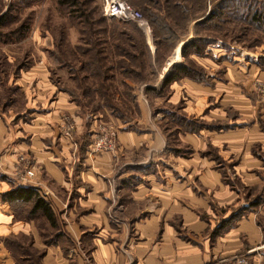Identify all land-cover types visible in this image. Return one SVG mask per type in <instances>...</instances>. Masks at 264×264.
I'll use <instances>...</instances> for the list:
<instances>
[{
	"label": "rangeland",
	"instance_id": "obj_1",
	"mask_svg": "<svg viewBox=\"0 0 264 264\" xmlns=\"http://www.w3.org/2000/svg\"><path fill=\"white\" fill-rule=\"evenodd\" d=\"M80 1L81 11L61 0H0V182L9 187L0 190V213L11 216L8 229L18 222L22 228L0 240L16 264H42L51 247H60L65 258L74 259L73 264L80 257L85 264H98L93 245L102 236L97 224L88 233H76L73 225L81 209L75 213L71 192L53 189L37 156L23 144H32L27 136L30 130L38 133V129H46L40 142L47 145L53 130L57 143L63 137L73 150L74 159L83 140L89 158L111 153L119 159L122 167L109 179L112 200L107 204L109 234H105V241L119 254L114 264H145L146 254L136 251L146 247L150 237L141 231L139 224L146 222L141 220L146 214L136 217L133 195L141 183L149 186L148 176L156 170L153 165L166 162L148 154L147 147L127 153L119 144L121 131L158 132L166 140L165 159L171 165L178 164L177 158L197 155L201 170H216L222 182L238 194L233 205L211 202L217 216L230 211L229 218L213 217L211 212L200 214L204 220L219 222L214 229L206 226L194 231L178 215L172 217L169 222L177 237L200 245L208 233L212 232L213 238L223 225L231 227L251 213L264 227V93L259 87L260 81L264 82V26L251 20L257 5L264 9V0H233L216 23L199 27L205 40L210 41V36L217 39L205 42L201 55L192 54L194 60L183 56L182 46L184 39L194 36L196 22L188 26L186 14L177 6L180 0H128L143 12L149 22L147 30L135 21L126 26L105 16L104 0ZM217 1L207 0L205 16ZM145 39L152 57L145 52ZM175 62H187L201 80L186 77L162 85ZM68 102L74 111L65 107ZM78 115H84L86 128L80 127ZM25 128L30 130L25 132ZM228 132L234 133L231 139L221 140ZM188 134L200 140L198 151L186 140ZM100 136L112 141L111 148L96 149ZM245 149L251 154L245 159L251 157L262 164L242 170ZM128 166L137 169L130 171ZM28 168L34 169L35 178L24 180ZM178 174L176 171V178ZM181 178L200 186L199 175L188 169ZM19 185L40 190L55 212V224L42 213L32 212L30 205L4 199L6 192ZM202 191L211 198L205 186ZM162 239L160 231L154 242ZM260 251L264 252V241L207 264H240V259L255 264L252 256L262 254Z\"/></svg>",
	"mask_w": 264,
	"mask_h": 264
},
{
	"label": "crops",
	"instance_id": "obj_2",
	"mask_svg": "<svg viewBox=\"0 0 264 264\" xmlns=\"http://www.w3.org/2000/svg\"><path fill=\"white\" fill-rule=\"evenodd\" d=\"M186 42L184 41L183 43L185 44ZM65 107L68 109L72 108L71 111L75 110L72 103L69 102ZM57 113L58 111L54 112V119L57 117ZM76 118H78L81 128L87 127L84 115L83 117L78 115ZM43 125L47 126L46 124ZM26 129L24 130L25 132H27ZM51 131L53 132V130ZM34 132L36 130L27 132V136H31L32 138V144L27 145L25 142L23 144L30 147L35 153L40 163V170L49 177L53 189L60 191L61 188H65L72 193L70 200L75 205V209L77 208L75 213H79L78 207L81 209V213L78 214L77 218L79 220L73 225L76 233L79 235L88 233L91 228H95L96 225L94 224H97L100 227V235H102L98 239V242L95 241L93 245L97 263H117L119 254L116 252L114 245L105 241V234L108 233L107 204L112 200V189H110L109 179L122 167L118 163L119 159L111 153H103L95 160L89 158L87 156V147L83 144L84 140L81 143L79 153H77V158L74 159L73 150L69 149L63 137L60 138L61 143L58 144L56 140L57 135L55 136L51 132V137L48 141L46 140L47 145L44 141L40 142V140H42V134H44L42 132L48 131L46 129H38V133ZM233 134L229 132L224 133L221 135V140L229 141ZM219 136L217 135L216 138L219 139ZM186 140L194 145L196 151L199 150V146L201 147L200 140L194 135L188 134ZM51 143L56 144L53 145ZM119 144L126 147L129 154H135L142 147H147L149 148L148 154L157 155L164 162L166 161V164L153 165L156 170L154 174L152 173L148 176L149 186L141 183L133 195L134 204L137 207L136 217L146 214V217H142L141 219L146 220V222L143 221L142 224H138L141 226L142 233L147 234L150 238H148L146 247H138L139 249L137 248L138 251H136L146 254L145 264H207L211 260L216 262L219 259L231 257L242 251L257 247L264 241V227L258 223L256 214L254 213L242 217L231 227L223 225V227L216 230L213 238H210L213 235L212 232L210 235L208 233L203 237L202 242H199L200 245L189 244L182 240L181 237H177L173 226L169 222L172 217L178 215L183 219L184 224L194 231L204 230L206 226H211V229H214L218 226L219 222L215 223L214 218H206V220H209L207 222L200 214L202 212H211L213 217L223 216V219L229 218L230 211H226L222 216H217L213 212V203L211 204V202L214 201L222 207L233 205L236 204L238 194L232 192L222 182L220 174L216 170L206 169L205 172L201 170L200 165L203 164L200 163L201 159L197 155L191 159L177 158L178 164L171 165L169 160L165 159L166 140L154 130L143 134L132 131H121L119 134ZM49 147L51 150H46ZM245 150L243 154L244 163L241 166L242 170L245 171L247 168L251 169L253 166H260L262 164L251 159V157L245 159L246 156L251 155L248 149ZM263 150L264 148L262 147ZM227 152L230 155V151ZM75 164L77 165L75 166ZM148 166L150 165H145L144 167ZM128 168L130 171L137 169V167L130 166ZM138 168L143 167L138 165ZM184 169L192 171L194 175H199L200 186L196 187L192 182L181 178ZM176 171L180 175L178 178L175 176ZM131 175L132 173L130 172L128 176ZM122 178L123 175L121 174L120 179ZM0 184V190L2 187L3 190L9 189L5 183L0 182ZM203 186L211 192V198L205 197L202 194L204 192L202 191ZM123 187H126V185H123ZM75 213L72 212V215ZM10 218L11 216L0 213V237L2 238L11 233V231L16 233L22 229L19 227V223L21 222L13 225L12 229H8L7 225H9ZM103 221L104 223L102 224L101 222ZM160 231L162 232L163 239L162 242L156 244L154 238ZM36 241L38 242V239ZM210 241L213 242L209 243ZM252 257L255 264H264L262 263L264 252L262 254H253ZM73 260L70 261V259L65 258L60 247H51L48 249V254L45 256L42 264H73ZM0 264H16V259L12 256L10 249L6 248L4 242L1 240ZM77 264H85V262L80 257Z\"/></svg>",
	"mask_w": 264,
	"mask_h": 264
},
{
	"label": "trees",
	"instance_id": "obj_3",
	"mask_svg": "<svg viewBox=\"0 0 264 264\" xmlns=\"http://www.w3.org/2000/svg\"><path fill=\"white\" fill-rule=\"evenodd\" d=\"M128 1V0H127ZM233 0H220L217 1V3L210 9L209 14L207 16L206 11H208V6H207V0H180L177 6L179 9L183 10V12L186 14V23H188V26L192 24L193 22H196L194 25V36L191 37L190 39L186 38L184 39L187 41L182 48V53L185 58H189L191 60H194L192 58V54L196 55H201L205 49V46L207 45L208 42H213L214 40L217 39L215 36H210L209 40H205L199 33V27L205 26L206 24H211V23H216V19L220 17L222 12L225 11V8H229V3L232 2ZM254 1V0H251ZM61 2L64 5H69L73 7H78L75 10L81 11L82 7V1L80 0H61ZM129 2V1H128ZM183 4H182V3ZM185 2V3H184ZM131 3V2H130ZM259 3V2H258ZM132 4V3H131ZM233 5V4H232ZM150 7V6H148ZM232 7V6H231ZM230 7V8H231ZM207 8V9H206ZM232 11L236 10L235 9H230ZM203 12V13H202ZM114 19V18H113ZM119 20V19H117ZM251 20L261 26H264V9L256 7V10L253 11V15L251 17ZM121 21L124 25H129L128 23L130 21ZM217 26V25H216ZM162 28L164 31H169L165 28V26L161 25L159 26ZM137 30V28H135ZM164 35L166 38L170 37L169 33H165ZM185 35L184 37H186ZM143 37V36H142ZM158 37L156 36L155 39ZM144 40V37H143ZM205 40V41H204ZM204 41V42H202ZM207 42V43H205ZM143 45L145 48V52L148 53V55H151L152 57V52L150 50V47L145 41H143ZM135 59V58H133ZM196 69L192 66H190L187 62L186 63H176L173 65L171 73L162 81V85H170L174 83L175 81L181 79V78H194V79H199L201 80L200 76L196 77L195 76V71ZM4 199L7 202L11 203H23L30 205L32 208V212L34 213H42L52 224H55V212L50 204V202L41 194L40 190L36 187L33 186H28V185H19L11 189L10 191L6 192L4 194Z\"/></svg>",
	"mask_w": 264,
	"mask_h": 264
},
{
	"label": "built area",
	"instance_id": "obj_4",
	"mask_svg": "<svg viewBox=\"0 0 264 264\" xmlns=\"http://www.w3.org/2000/svg\"><path fill=\"white\" fill-rule=\"evenodd\" d=\"M104 14L109 18L119 19L122 21H135L137 24L144 30L149 28V22L144 17L141 9L136 8L127 0H104ZM173 62L170 63V65ZM259 87L262 88L264 93V82L259 83ZM112 141L109 140L106 136L98 137V140L95 142V147L98 150L111 148ZM24 180L34 179L35 171L33 168H28L24 174ZM240 264H247L246 259H240Z\"/></svg>",
	"mask_w": 264,
	"mask_h": 264
},
{
	"label": "bare ground",
	"instance_id": "obj_5",
	"mask_svg": "<svg viewBox=\"0 0 264 264\" xmlns=\"http://www.w3.org/2000/svg\"><path fill=\"white\" fill-rule=\"evenodd\" d=\"M178 55H179V54L177 53V55H176V56H177V57H176L177 60H178ZM176 59H175L174 61H177ZM174 61H172V62H174Z\"/></svg>",
	"mask_w": 264,
	"mask_h": 264
}]
</instances>
